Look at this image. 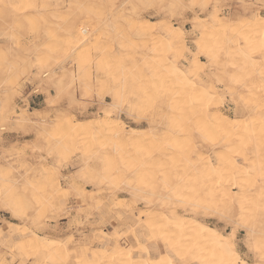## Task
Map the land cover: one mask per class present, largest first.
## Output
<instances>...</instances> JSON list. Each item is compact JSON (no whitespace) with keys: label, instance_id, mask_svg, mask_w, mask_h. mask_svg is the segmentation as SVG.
Here are the masks:
<instances>
[{"label":"rangeland","instance_id":"rangeland-1","mask_svg":"<svg viewBox=\"0 0 264 264\" xmlns=\"http://www.w3.org/2000/svg\"><path fill=\"white\" fill-rule=\"evenodd\" d=\"M263 1L264 0H27V1L21 0L19 4L18 3L19 0L16 1L1 0L2 4L0 3V170L2 171L1 172L2 175L0 174V176L2 177V179H0V264H76L74 260V256L76 255V253H79L83 249L82 247H84V249L87 248L90 252H94L95 254L98 253V251H102V249L104 251L105 249L104 243L107 242V237L101 236V240L104 242L102 245L97 244L94 239V234L99 233V231H102L109 236H113V234H115L118 237V240H120L121 247L125 250L129 249L130 246L131 247L136 246V244H134L133 238L131 239V235H132L131 231H134L133 233L136 232L135 234L137 235H141V238L144 239L145 236L142 235L143 230L138 227L135 218L139 212L147 211L148 209L150 210L152 206H156L159 202L160 197L158 196H160L161 191L158 190V188L157 189L155 188V191L154 190L149 191L148 189H150L149 187L151 186L153 187L155 184L156 187L159 185L160 182L156 179V175L158 174L156 173V170L157 167L161 168L160 166H162V163L161 161L158 160L154 162V160L156 159H152L149 162L150 159H148L147 157H143V155L146 156L145 155L146 151H148L147 150L148 142L150 143L149 148H151L150 146L153 144L158 146L157 142L159 143V145L162 144L158 138L162 136L161 134L164 135L165 132L169 131V129L170 130L173 129V128L171 129L170 127H172L171 121H173L174 119L173 116H175L172 106H170L169 109L168 106L169 104L167 105L163 102V100H161V97L165 93L167 94L166 91L168 89L167 86L170 84L168 83L167 78L169 77V75L173 76V73L170 74L171 72L169 71H167L168 74L166 73V75H163L165 73L164 71H166V70L163 71L164 69L163 65L168 63L172 65L173 63L174 65L178 66L182 72H184L187 65L189 64V61L192 60V57H194L195 55L198 56L199 60L205 66V68L199 73V75L202 76L205 81L209 80V82H207L206 84L211 85L215 90H217L216 92L219 94L218 95L219 98L220 97L222 98V102H223L222 110L225 113V115H227L232 120L242 119L243 117H245L244 111L240 107L234 106V102L230 100V96L228 95V93L223 92L225 89L224 85H226V82H222L220 80L221 73L214 72L213 68L208 69L209 67H208L207 59L203 54L200 55V52L197 49L198 47L196 45H193L195 44V42L197 43L200 40V36H202V35L199 36L200 33L197 29H195L193 22L197 20H203V18L208 19L210 15L213 14L214 10H217L215 12L219 18L225 19L231 16L233 17V19L231 20L232 23H239L242 19H246L251 14L260 13L262 15V13H264ZM26 2L28 4L30 2L29 5H31L34 2L32 4L34 8L32 6L29 8V11L32 13H30L28 10L23 11L22 8L24 5H26ZM19 5H22V7ZM37 7H39V10ZM30 9L32 10L35 9V10L32 11ZM200 9L206 11L203 10L201 11ZM16 10L17 11L21 10V11L17 12ZM218 10H220L221 12L220 11L218 12ZM22 11L23 13L21 14ZM168 12L170 14L171 13L173 14L170 15ZM137 14L139 15L138 16L139 18L136 17ZM208 14L209 17L207 18ZM133 15L135 17H133ZM133 19L136 20L137 23H135ZM31 20L33 22H31ZM145 21L148 23H146ZM15 22L18 24L19 28ZM143 22H145L146 26H150L151 24L149 23H152V25L154 26V28L151 29L152 31L151 30L148 31V33L149 32L150 33L145 36L146 38L144 36H143L144 38L142 36H137L135 34V32L138 31L139 28L138 26H140L139 24ZM154 23H156L157 26ZM29 24L31 25V27L29 26ZM68 26L73 29H80V30L82 29V27H84L85 31L89 32V33L87 32L88 34L87 37L85 33H82L83 35L80 34L81 37L85 36L86 38V41L83 42V44L82 43L80 44L81 48L79 46H77V48L79 49H76V47L71 49L64 47L63 41L65 43H69L67 39L69 40L73 38V36H71V34L68 33L67 30ZM146 26L142 25V27L145 28ZM162 26H164L163 27L164 29L177 28L178 30H180L184 34V41L185 39L187 40L185 41V44L186 47L188 46L187 48L189 53L185 52L184 56H179V52L177 50L178 53V57H177V53H175L176 50L173 49L172 46H169V43H167V41L164 40V37L163 39L161 38L162 34L160 33V30L163 29ZM28 27L30 28L28 29ZM31 28H33L34 32L33 31L31 32L32 30ZM29 31L31 34L29 33ZM33 34L36 35L34 36ZM151 34H152L151 39L153 41H151L150 39ZM32 35L34 36L33 37L34 40L31 37ZM11 36L14 39L16 37H19L21 39L16 38L17 40L15 39L16 40L15 41L14 39H12ZM57 38H59L60 40L57 41ZM157 38L160 39V41L163 40L162 43L164 46H162L161 43H159V40ZM18 39L21 41H19ZM28 40L30 41L33 40L32 44ZM150 41L154 43H151ZM191 41H193L194 43ZM121 42H123L122 44H124V46L121 48L122 50L119 49L120 47L117 46L120 45ZM12 43L14 46H12ZM142 43H144V45ZM28 44L29 47L27 48ZM16 46H18L17 47L18 49L15 48ZM54 46L55 48H53ZM152 46L155 47L153 48ZM46 47L49 49H45ZM168 47L170 49L167 50ZM63 48H66L65 53L67 54H64L63 53L64 51L62 52ZM205 48H203L202 50L210 51L209 50L210 48L207 49ZM148 49L151 54L149 53V51H147ZM11 50H14V52H12ZM164 50L165 51L167 50L165 54H164ZM1 51L3 52L1 53ZM139 53L142 56L139 55ZM173 53L175 54V57L172 56L174 55ZM64 57L67 59H65ZM171 58H175V59L177 58V59L176 61L174 59H173L174 61H172ZM62 59L64 62L62 61ZM143 59L145 62L143 61ZM146 59H152V60L146 61ZM115 60H117V64L116 62L114 63ZM163 60H166L164 64H163ZM168 60L172 63H170ZM133 63L136 67H134ZM145 63L148 69L147 68L144 69V67H146ZM118 64L123 65L120 66V68L122 67L121 71L120 68L119 69L116 68ZM154 64L155 65L158 64L157 66H159V68L158 67H156L157 69L154 68L155 67ZM114 65L117 66L115 67ZM148 65H151L152 67H149ZM125 66H129V67L125 68ZM133 67L135 69H132L133 71H131V68ZM122 69H123V74L124 72L127 71L126 72L127 74L125 73L123 77H121ZM124 69L126 71H124ZM136 69L137 71H135ZM155 69L157 70L158 73L156 71H153ZM158 69L161 70L159 71ZM108 70L109 72L110 70H112V72L108 73ZM146 70L149 71L151 70L150 73L152 72L153 74H158L159 76L148 74L149 71L146 72ZM117 72L119 73L118 78L115 77L117 76ZM106 73H108V75ZM159 73L165 76L163 78L164 82H162L163 86L160 83L162 80L158 83L156 81L157 79L159 80L161 78L160 77L161 75ZM131 74L133 76L132 80L134 79L136 80L138 78L135 82L134 81L131 82V77H130ZM146 75H148V77H146ZM150 75L151 77H149ZM177 75L180 74L175 75L174 73V76ZM138 76L141 77L145 76V77L144 78L142 77V79L140 77L139 79ZM153 76L155 78L156 77L159 78L155 80ZM172 76L171 79L173 81L175 77L172 78ZM214 76L215 78L216 76L220 77V79L219 80L217 78L215 79L213 78ZM112 78H115V81H113L114 79ZM149 78L151 81L154 80L153 82L155 83L151 82ZM116 79H118V81ZM148 80L151 83L148 82ZM168 80L170 81V78ZM188 80H190V78ZM217 80L220 81V83ZM119 81H121L120 85L117 84L119 83ZM136 84L137 86H134ZM121 85L125 86V88L122 87ZM130 85H132V87H136V89L134 88L135 90L131 91ZM158 86L163 87L164 94L161 87H160L161 88L160 91H158ZM175 86L176 85L173 82H171V87H172L171 89H173ZM164 87H166L167 89L165 88L166 89L165 90ZM215 87H217L218 89ZM121 88L124 89L122 90ZM117 89H119V91L122 90L124 93L122 91H121L122 93L117 91ZM114 91L115 93L117 92L118 94L117 97L116 94L115 97H113L114 94H112V92L114 93ZM170 93L171 92H168V94ZM116 102H118V104ZM115 103L117 104V106ZM110 104L111 106L115 104V107L114 106L111 107ZM109 107L111 109L112 108H116V109L115 110L112 109L113 110L112 111L110 110ZM124 107L125 108L127 107L126 108L127 110L129 109L132 110V112H130L129 110L131 115H128L129 113L125 111ZM102 109L104 110L102 111ZM108 110L110 112L112 111L111 117L113 121H116L119 117L118 120L123 121L122 123L124 124L125 128L127 127L126 129L133 128L134 130L140 129V131H143L145 133L146 131L148 133L151 132L155 137V138L152 137L151 140L154 142V139H157V141L154 142L153 144L152 141L150 140H144L138 142V145L136 147L137 152L135 150L137 154H135V152H132L131 154V150L135 148L125 149L126 145L127 147L129 146V144L125 141L124 143H126V145L123 143L124 145L122 144L123 145L122 146L121 143H119L118 145L119 148H118V146H116L117 144L114 143L122 142V140L121 141L113 140L114 143L112 142V140H109L107 142V140L110 138L107 136L108 138L106 139L103 136L104 137L103 139H106L105 144L103 145L100 140L102 139L101 136L104 134L102 135L96 134L95 132H93V130H90V132H88L89 134L86 133L87 136H85V134L81 135V133L79 132H76L77 134L75 132L74 133L72 132L71 134V132L68 131L66 128L65 124L67 123V120L68 121L70 120L73 123H81V124L82 123L84 124L86 123V121H88L86 123L87 125L94 126L95 124H97L98 121H99L98 123L103 121L102 118L104 119V115L108 113ZM104 111L107 113H105ZM101 112L105 114L103 115ZM235 112L237 113L235 114ZM171 114H173L172 117ZM17 116L18 117L20 116L19 119L22 118V120L24 116L26 118L24 117L25 118L24 121L20 122L16 119ZM166 116L169 117L170 120L167 119ZM137 117L139 118L137 119ZM93 118H95L96 123L94 122ZM100 118L102 121L100 120ZM167 120L170 121L171 124L166 122ZM30 125H33L34 128ZM149 129H153L154 132L153 130H149ZM163 130H165V132ZM189 131L190 132L188 133L187 137H190L192 142L188 138H187L188 140H186V137L182 139L178 137L177 138L178 142L180 140H182L180 142L186 140L187 141L185 142L186 145L192 143V145L194 146L197 147L200 146L199 145L200 138L198 137L197 133L192 130ZM96 135H98L99 137ZM81 136H83L84 138ZM96 137H98L99 139L97 141L98 142L100 141L101 148L98 147L99 143L96 141L97 139ZM142 142L144 144H140V145L141 146L146 145L147 146L146 148L140 147L139 143ZM171 143L174 142L171 141ZM171 143L168 144V146L164 144L161 147H163V149L166 148V151L168 152L169 150L170 152L173 150L172 148H174L173 146L171 148L170 146ZM185 143L184 142L180 143V148L182 150H184L189 145H191L189 144L186 147V145H184ZM111 144H113L115 148L111 146ZM120 145L122 146L121 148ZM110 146L111 148H113L112 150L111 148L108 149V147ZM24 147H28V148H24ZM139 147L142 148L141 152L145 151V153L141 154ZM167 147H169L172 150H170L169 148L167 150ZM30 149H32V151ZM83 149H86L84 150L86 152L82 151ZM181 149L180 150L178 149V151H181ZM70 150H71L70 152L71 154L69 153ZM27 151L28 153H26ZM65 151H67L66 154ZM127 151L128 154H130L128 156H127ZM138 152L140 153L139 156H141L140 157L141 159L139 160L138 158L134 157L135 162H137V164H135L133 163L134 159L132 160L129 157L133 158L132 156L135 155L139 157ZM147 153H149V151ZM150 153L151 155L156 156L158 152L153 148L150 151ZM65 155L67 157H65ZM118 155L120 156V158ZM120 159L122 160L123 164L118 161ZM142 159L143 161H141ZM110 160H112L113 166L110 165L111 162ZM144 161L146 162L144 163ZM152 161L154 162V164L152 163V165H150ZM83 162L85 163L83 164ZM141 162H143L144 164L148 163L143 166V167L146 166L144 170L143 167H140L142 168L141 171L143 170L146 171V173H148L147 172L148 170L151 176L153 177L149 178L148 177L149 173L148 175L146 174V176L143 175L145 174V172L142 171L141 173L139 168V165L142 164ZM126 163L127 165L130 164L131 167L130 165L127 166ZM157 164L158 165L160 164V166H158ZM21 166L22 168H20ZM149 166L152 167L148 168ZM153 166H155L154 171H153L154 168ZM9 167L12 169H10ZM42 167L44 168L42 169L43 171L41 170ZM49 167L51 169L53 168L54 170L52 169L51 171ZM83 167H85V170ZM106 167H108L107 169L110 168L107 172H106L107 170ZM116 167L118 168V170ZM81 168L83 169L81 170ZM86 169L90 170V172L89 173L85 172ZM77 170H79L80 172L82 171V173L84 174L83 175L84 178L86 177V180L83 181L75 180L73 183L71 181V178L74 177L76 173H78ZM159 170H157V172ZM101 171H104V173ZM134 171L136 172L134 173V177L136 178H134L132 174ZM105 173H106L105 175L106 177L102 175ZM48 174L50 175V177H48L49 179L46 180L45 177ZM113 174H117V175L114 176ZM139 174H141L142 176H138ZM35 175L38 177H36ZM112 175L115 178L113 180H110V183L112 182V184H110L108 183L109 181L106 182V179L109 180V177L111 178ZM116 177L118 178V180ZM139 177L142 178L140 179ZM132 178L134 179L132 180ZM138 178L139 181H136V179L138 180ZM3 179L6 180L3 181ZM128 180L129 183L127 185L126 182H128ZM132 181H136L138 185L137 183ZM105 182L108 183V185L105 184ZM118 182H122L123 184ZM145 183H147V186H145ZM70 184L77 185L79 187V190H76ZM116 184H118L119 187ZM149 184L150 186L148 187ZM133 185L134 187L137 186L138 188H140V186L141 187L143 186L145 190L143 188H141L140 190L137 187L135 188L139 190L138 192L141 194V196L139 195L137 190H135L134 187H132ZM179 190L180 189H178L177 191ZM78 191L79 192L83 191L87 194L89 193L90 196H93L92 198L94 199V201L91 200L90 198L88 199L87 197L89 196L87 195L86 198L88 200L85 198V202H81V200L78 198ZM179 192H183V190H180ZM91 193L92 194L96 193V194L91 195ZM147 193L151 194V196L147 195ZM113 194H116V197H113L112 196ZM152 194L158 196L155 197ZM131 197L132 199L137 200L134 207L132 206L133 200L131 199ZM115 198H117L118 202L120 201L123 204L122 206H120L121 208L123 207L122 209L113 206L116 203L118 204ZM141 199H144L146 201L149 200L151 202V205L152 204L153 205L148 206L149 204L148 205L145 204L144 200ZM97 201L99 203H97ZM154 201L156 202V205H154L155 204ZM100 204L103 205L104 207H109L110 213L107 214L105 208ZM7 207L9 208L10 211L8 210ZM64 208L67 209V213H68L67 215L64 214ZM116 208L118 211L116 210ZM181 210L183 209H179V214L181 213L182 216L188 217L190 215V217H194L197 219L203 218L200 215L196 217L193 216V214L190 213L187 207L186 209L183 210V212ZM115 212L116 213L120 212L119 214L121 215V217H119L118 220L121 221H117V220L115 221V216H116ZM121 212H125L126 214H122ZM90 213L91 215H89ZM184 213H186L187 215ZM66 216L67 218H65ZM204 221L207 222L209 226L212 225L211 227H214L221 234L230 233V227L225 223H223L222 221L219 222L220 220L214 214H212L209 218H204ZM219 223L222 225H220ZM8 225L10 226L8 227ZM22 230L25 231V233L28 234V236L29 234L30 235L36 234L38 236H43V238H45L48 241L49 240L50 241L53 240L52 242L58 241L56 244L62 245V246L61 245L58 246L61 247L59 254H61V252L64 251L62 252V254L66 253L64 255L65 257L63 258L62 254L59 255L57 253L59 256H62V260L61 257H57V254L56 256L53 257L43 258V253L41 251H40L41 253L38 255L33 253L36 256L31 257L32 252L22 248L23 245L22 243L24 242L23 237L21 238L20 236V232ZM71 237L73 238V240ZM69 239L72 241H70ZM242 240H244V234L240 232L239 236L237 237V242L239 247L238 251L241 254V256L245 255L243 257L246 258L247 249L245 248L244 242ZM16 242L17 243L19 242L20 244H15ZM15 245L21 247L22 249L21 250L20 248L19 250L18 248L16 249ZM143 245L139 247H149L146 242ZM5 247H8L9 251L12 250L14 252L10 251L11 252L10 253L8 251V248L6 249ZM64 247H66L65 248L66 250L64 249ZM14 248L16 249V251ZM94 248H96L98 251L96 249L94 250ZM26 251L28 253L29 252L31 253L28 254ZM67 251H69L68 252L69 254L72 251V253L70 254L71 256L67 253ZM67 254L69 255V257H67L68 256ZM65 258H67V261L64 260ZM155 258L157 257L154 256L152 259L154 260ZM172 258L175 259L174 257ZM134 259L136 260L139 259L141 264H144L143 256H139L138 253L134 254ZM247 259H249L247 260V262H249L250 258L248 256ZM64 261L67 263H64ZM175 261L178 260L175 259ZM84 263L92 264L91 262H84ZM100 264H104V262Z\"/></svg>","mask_w":264,"mask_h":264},{"label":"bare ground","instance_id":"bare-ground-1","mask_svg":"<svg viewBox=\"0 0 264 264\" xmlns=\"http://www.w3.org/2000/svg\"><path fill=\"white\" fill-rule=\"evenodd\" d=\"M14 1H16V0H14ZM25 1H27V0H25ZM20 2H21V0H19L18 3L20 4ZM127 2H129V1H127ZM239 2H241V1H239ZM0 3H1V0H0ZM27 4L28 3L26 2V5L23 6V8H22L23 11L24 10L29 11V8L31 6L33 7L32 4L29 5L30 2L28 5ZM19 6L22 7V5H19ZM34 6H35V4H34ZM37 8L39 10V7H37ZM19 9H21V8H19ZM30 10H32V9H30ZM33 10H35V9H33ZM38 10H37V12H38ZM200 10H199V12H200ZM18 11L20 12L21 10H18ZM23 11L21 12V14L23 13ZM182 11H183V9H182ZM203 11H206V10H203ZM215 11H217V10H214L213 14L210 15V17H209L210 13L208 14V16H207V18L209 17L208 19L203 18V20H197V21L193 22L195 29H197L200 33V34L198 33L199 36L202 35V36H200V40L197 43L195 42V44H193V45H196L198 47L197 49L199 50L200 55L203 54L205 56V58L207 59V63H208V67H209L208 69L213 68L214 72H216V73L220 72L221 73L220 74L221 79H220V77H217V76H216V78L218 80L220 79L222 82H226V85H224L225 89L223 92L228 93V95L230 96V100L232 102H234V106L240 107L244 111L245 117H243L240 120H232L227 115H225V113L222 110V105H223L222 98L221 97L219 98V96H218L219 94L216 92L217 90H215L211 85H207L206 83L209 82V80L205 81L203 79V77L199 75V73L205 68V66L199 60L198 56L195 55L194 57H192V60L189 61V64L187 65V67L184 71L185 73L182 72L178 66L174 65L169 60L168 61L170 63H172V65H170L169 63H168L169 65L164 64V62L166 60H163V64H164L163 65V68H164L163 71L166 70V71H164L165 73L163 72L164 73L163 75H166L167 71H169V72H171L170 74L173 73V76L172 75L171 76H172V78L175 77V79L172 81L170 75L167 78L168 83H170L168 86L166 85L168 87V89L170 88L169 91L166 87H164V89L165 88L167 89V90L165 89L167 91V94L166 93L164 94L163 87H161V86H158V91H160V89L162 88L164 95L161 97V100H163V102L165 104H167V105L169 104L168 105L169 109H170V106H172V109L175 113V116H173V114H171V117L173 116V118H174L173 121H171L172 124L170 123V121H168V120L166 121V122L171 124L172 127H170V128L171 129L173 128V129L172 130L169 129V131H167V132H165V130H163L165 132L164 135L161 134L162 136H160V138H158L159 141L162 143L161 145H159L158 142H157L158 146L153 144L154 142L157 141V139H154V142L151 140V138L154 137V135L150 131H149L150 133H148L147 131L145 133L143 131H140V129L139 130H136V129L134 130L133 128L132 129H126L127 127L125 128L124 124L122 123L123 121L118 120L119 117L116 121H113L112 117H111V113L116 108H112L113 109L112 110L109 107L110 110H112V111L110 112L108 110V113L104 111L107 114L101 112L103 115L105 114L104 119L101 117L103 121L100 118V120L102 122L98 123L99 122L98 121L97 124H95L94 126L87 125L86 123L88 121H86V123H84V124L83 123L81 124V123H73L72 121L67 120V123L65 125H66L67 130L70 131L71 134H72V132L73 133L79 132V133H81V135L85 134V136H87L86 133L90 132V130H93V132H95L96 134H99V135L104 134L101 136L102 139L104 137L106 139L109 137L110 139H108L107 142L109 140H112V142H113V140L114 141L115 140H117V141L122 140V142H117V143L113 142L114 144H117L116 146H118L119 143H121V145H122L124 143V141L127 142L129 144V146L127 147L126 143H124L126 145L125 149L135 148V149H133L134 151L131 150V154H132V152H135V150L137 152L136 147L138 145V142H141L144 140H150V141H152L153 145H151L150 146L151 148H149L150 143L147 141L148 142L147 150L149 151V153H147L148 151H146V154H145L146 156L143 155V157H147L148 159H150L149 162L152 159H156V160H154V162L158 160V161H161V163H162V166H160V164L159 165L157 164L161 168L157 167V170L160 169L158 172L156 170V173H158L156 175V179L160 182L159 185L157 187H156V184L153 187L152 186L149 187L150 184L148 185V187L150 188V189H148L149 191H151V190L155 191V188L156 189L158 188V190L161 191L160 196L156 195V196L160 197L159 202L157 201L158 204L156 205V202L154 201L155 202L154 205H156V206H152L153 204L151 205V202L149 201L150 197H149L148 201L141 199V200H144L145 204H147V205L149 204L148 206L151 205L152 208H150V210L148 209L147 211H143V212L140 210L141 212H139L135 218L136 223L138 224V227L143 230L142 235H144L145 238L142 239L141 235H137V234H135L136 232L133 233L134 231H131V233H132L131 239L133 238L134 244H136V246H134V247L130 246L131 248L129 247V249L125 250L121 247L120 240H118V237L115 234H113V236H109V235L105 234L104 232L99 231V233L94 234V239H95L97 244L102 245L104 242L101 240V236L107 237V242L104 243L105 244L104 251H103V249H102V251H98L96 249L97 248L96 247V248H94V250L96 249L98 251V253L99 252H101V253L95 254L94 252H90L87 248L84 249V247H82L83 249L79 253H76V255L74 256V260H75L76 264H80V263L82 264L84 262H91L92 264L93 263L94 264H100L103 262H104V264L105 263L106 264H130V262H135V264H141L139 259H137V260L134 259V254L138 253L139 256H141L142 254L148 255L147 247H139V246L143 245L145 242L146 243L153 242V243L157 244L161 249V254L159 257L155 258L154 260L150 257L144 258V264H157V262H163V264H168V261H175V259H177L179 261L178 264H236L237 260L241 261L242 264H264V74H262V73H264V15H261L260 13H254V14H251L246 19L241 18L242 20L239 23H232L231 20L233 19V17L230 16L228 18L221 19L217 16ZM219 11L220 10H218V12ZM180 12H181V9H180ZM30 13H32V12H30ZM171 14H173V13H171ZM16 15H18V14H16ZM186 15H187V13H186ZM37 16H39V15H37ZM138 16L139 15L137 14L136 17H138ZM222 16H223V14H222ZM133 17H135V16L133 15ZM21 18H22V16H21ZM135 19H137V18H135ZM133 20H132V22H133ZM31 22H33V21L31 20ZM134 22L137 23L136 20H134ZM145 22L139 24L140 26H138L139 27L138 31L135 32V34L137 36H142V37L144 36L145 37L147 34L150 33V32L148 33V31L154 28L152 23H149V24H151L150 26H146ZM28 23H30V22H28ZM146 23H148V22H146ZM154 24L156 25V23H154ZM163 24H164V22H163ZM185 24H188V23H185ZM80 25H82V24H80ZM142 25L146 26V28L142 27ZM17 26H18V24H17ZM29 26L31 27L30 24H29ZM15 27H16V25H15ZM30 27H28V29ZM163 27L164 26H162V28ZM18 28H19V26H18ZM31 29H30L31 32L32 31L34 32L33 28H31ZM82 29H84V27H82ZM82 29L81 30L80 29H73V28L68 26L67 27L68 33H70L71 36H73V38L69 39V40L67 39V41H69V43H65L61 39L63 41L64 47H67L70 49L76 47V49H79V48H77V46L80 47V44L81 43L83 44V42L86 41L85 36L81 37V35H83L82 33L87 34V32H88V31L86 32L85 29L84 30H82ZM94 32H95V29H94ZM29 33H30V31H29ZM160 33L162 34L161 38L163 39V37H164V40L167 41V43H169V46H172L173 49L176 50L175 53H177V50H178L179 56H184L185 52L189 53L188 48H187L188 46L186 47V44H185V41H187V40L185 39V41H184V34L180 30H178L177 28H166V29L163 28L160 30ZM33 35L35 36L36 34H33ZM33 35L31 37L34 40ZM87 35H86V37H87ZM25 37H27V36H25ZM151 37H152V34L150 36V39H151ZM16 38H19V37H16ZM59 38H61V37H59ZM59 38H57V41L60 40ZM12 39H14V38L12 37ZM19 39H21V38H19ZM33 40L32 41L28 40V41H30L32 44ZM158 40H159V43H161V45L164 46L162 43L163 40L162 41H160V39H158ZM19 41H21V40H19ZM151 41H153V40L151 39ZM54 42H55V40H54ZM143 42H145V41H143ZM191 42H193V41H191ZM122 43L123 42H121L120 45H117L118 47H120L119 49H121L124 46V44H122ZM151 43H154V42H151ZM29 44H28L27 48L29 47ZM142 44L144 45V43H142ZM126 45H127V42H126ZM12 46H14L13 43H12ZM17 47L18 46H16L15 48H17ZM144 47H146V46H144ZM152 47L154 48L155 46H152ZM53 48H55V46ZM203 48H205V49L210 48L209 49L210 51H203L202 50ZM45 49H49V48L46 47ZM124 49H125V47H124ZM168 49H170V48L168 47L167 50ZM3 51H1V53ZM11 51L14 52V50H11ZM19 51H22V50H19ZM147 51H149V49ZM166 51L164 50V54ZM50 52H52V51H50ZM62 52L64 54H67V53H65L66 48H63ZM149 53H150V51H149ZM152 54H153V52H152ZM139 55H141V54L139 53ZM172 56L175 57V54ZM61 57H62V55H61ZM177 57H178V53H177ZM130 58H131V56H130ZM65 59H67V58H65ZM115 59H116V57H115ZM163 59H165V58H163ZM171 59H172V61H174V60L176 61L177 58L176 59L171 58ZM182 59H183V57H182ZM147 60L151 61L152 59H146V61ZM60 61H61V59H60ZM62 61H63V59H62ZM143 61H144V59H143ZM115 62L117 64V60H115L114 63ZM181 62H182V60H181ZM45 63H46V61H45ZM122 63H125V62H122ZM119 64H118V66L117 65H114V66L115 67L117 66L116 68L119 69L120 66H123V65H119ZM64 65H65V63H64ZM133 65H134V63H133ZM157 65L154 64V66H155L154 68H156V67L159 68V66H157ZM54 66H55V64H54ZM129 66H125V68L129 67ZM145 66H146V63H145ZM148 66L152 67L153 64H152V66L151 65H148ZM134 67H136V66L134 65ZM134 67L131 68V71H133L132 69H135ZM121 68H120V71H121ZM145 68L148 69L147 66L144 67V69ZM156 69L153 71L157 72ZM112 70H114V69H112ZM112 70H110V72L108 70V73H111ZM158 70L160 71L161 69H158ZM124 71H126V70L124 69ZM135 71H137V69ZM147 71H149V70H146V72ZM150 71L148 74L159 76L158 74H153L152 72L150 73ZM126 72H124V74H123V69H122L121 77H123ZM108 73H106V74L108 75ZM134 73H136V72H134ZM174 73H175V75L176 74H180V75L174 76ZM128 74H130V73H128ZM118 75H119V73L117 72V76H115V77L118 78L119 77ZM151 75L149 77H151ZM160 75H161L160 76L161 78L159 80L157 79L159 77H156V78L154 76L153 77L155 78V80L157 79L156 80L157 83L162 80L160 83L163 86L162 82H164L163 78L165 76H163L162 74H160ZM130 77H131V82H133V81L135 82L138 79L137 78L136 80L135 79L132 80V78H133L132 74ZM134 77H136V76H134ZM138 77L140 79L141 76H138ZM142 77H141V79H142ZM146 77H148V75H146ZM154 78H151V79H154ZM169 78H170V81L168 80ZM189 78L191 81L188 80ZM192 78H193V80H192ZM213 78H215V76ZM112 79H114L113 81H115V78H112ZM116 80L118 81V79H116ZM149 80H150V78H149ZM149 80H148V82L151 81V80L150 81ZM123 81H124V78H123ZM138 81H140V80H138ZM153 81L154 80H152L151 82H153ZM120 82L121 81H119V83H117V84L120 85ZM171 82H173L177 86V87L175 86L173 88L175 90L171 89L172 88ZM218 82L220 83V81H218ZM153 83H155V82H153ZM123 85H121V86L125 88V86H123ZM132 85H130L131 91L132 90L134 91L136 89V87H132ZM157 85H159V84H157ZM134 86H137V84ZM172 86H174V85H172ZM126 87H128V86H126ZM215 88H217V87H215ZM115 91H116V89H115ZM115 91H114V93L112 92V94H114L113 97H115V94H116V97L118 95L117 92L115 93ZM117 91H119V89H117ZM121 91H119V92H121ZM168 92H171V93L168 94ZM129 93H130V90H129ZM121 95H123V94H121ZM156 95H157V93H156ZM157 98H158V96H157ZM102 102H103V100H102ZM5 103H6V101H5ZM116 103L118 104V102H116ZM115 104L113 105L114 107H115ZM117 104H116V106H117ZM110 106H111V104H110ZM113 106H111V107H113ZM127 107H128V105H127ZM109 108H107V109H109ZM126 108H125V111H127L129 113L128 115H131L130 112H132V110L129 109L130 110V112H129V110H127ZM152 109H153V106H152ZM103 110L104 109H102V111ZM171 111H170V113H171ZM117 113H118V111H117ZM236 113L237 112H235V114ZM95 115H97V114H95ZM150 115H149V118H150ZM112 116H115V115H112ZM164 116H165V113H164ZM19 117L17 116L16 119L20 122L24 121V119L26 118L24 116L25 118L23 117V120H22V118H20L21 119L20 120ZM238 117H240V116H238ZM138 118L139 117H137V119ZM160 118H161V116H160ZM120 119H121V117H120ZM167 119H169V117H167ZM93 120L95 122V118H93ZM28 122H30V121H28ZM33 125H30V126L33 127ZM166 127H167V125H166ZM153 129H154V127H153ZM153 129H149V130H153ZM164 129H166V128H164ZM189 130L195 131L197 133L198 137L200 138L199 139L200 144L198 143L200 146H198V147L194 146V145H192V143H189V141H188V143L191 145H189V144H188L189 146L186 145V143H185V142H187L186 140L190 139V137H187L188 133L190 132ZM153 132H154V130H153ZM75 136H77V135H75ZM96 136H98V135H96ZM81 137H83V136H81ZM98 137H96L97 138L96 141L99 140ZM156 137H159V136H156ZM178 137L180 139L186 137V140L183 141L185 143L184 145H186V147L188 146L187 148H185L186 150L185 149L182 150L180 148V143H183V142H180V141H182L180 139H179L180 141L178 142V140H177ZM45 139H46V137H45ZM102 139L100 141L104 145L106 139H103V140ZM83 140H85V139H83ZM86 141H88V140H86ZM100 141L99 142L97 141L99 143V144L97 143L99 145L98 146L99 148H101L100 147L101 146ZM171 141L174 143H171ZM191 142H192V140H191ZM34 143H32V144H34ZM170 143H171V145H170L171 148H172V146L174 147V148H172L173 150L169 148L170 146L167 147V150H168V148L170 150H172L170 152H169V150L167 152L166 148L163 149V147H161L164 144H166V146H168V144H170ZM140 144H144V143L142 142V143H139V145ZM85 145H87V144H85ZM121 145H120V148L123 146V145L122 146ZM111 146L114 147L113 144H111ZM111 146L108 147V149H110ZM147 146L146 145L145 146L140 145V147H144V148H146ZM90 147H91V145H90ZM24 148H28V147H24ZM118 148H119V146H118ZM153 148L155 150H157V152H158L157 154L155 153L156 156L151 155V153H150V151ZM200 148H201V150H200ZM86 149H83L82 151H84ZM112 149L113 148H111V150ZM116 149H117V147H116ZM141 149L142 148H140V152L142 151ZM178 149L179 150L181 149V151H178ZM30 150L32 151V149H30ZM67 150H69V149H67ZM66 152L67 151H65V154H66ZM70 152H71V150L69 151V153ZM84 152H86V151H84ZM136 152H135V154H137ZM26 153H28V151ZM142 153H145V151L141 152V154ZM139 154L140 153L138 152V156H139ZM128 155H130V154H128V151H127V156ZM65 157H67V156L65 155ZM132 157L133 158H131V157H129V158L132 160L134 159V157L138 158L139 160L141 159L140 158L141 156L137 157V155L132 156ZM119 158H120V156H119ZM109 159H110V157H109ZM120 160H118V161L120 163H122V160L121 161ZM106 161H108V160H106ZM110 161L112 162V160H110ZM113 161H114V159H113ZM133 161H134L133 163L137 164V162H135V159ZM141 161H143V159ZM111 162H110V165L113 166V162L112 163ZM145 162L146 161H144V163ZM154 162L152 161L150 165H152V163L154 164ZM26 163H27V161H26ZM84 163L85 162H83V164ZM141 163L142 164L139 165V168L148 164V163L144 164L143 162H141ZM126 165H127V163H126ZM129 165L130 164H128L127 166H129ZM155 165H156V163H155ZM18 166H19V164H18ZM40 166H42V165H40ZM91 167H94V166H91ZM130 167H131V165H130ZM150 167H152V166H149L148 168H150ZM153 167H154L153 168V171H154L155 166H153ZM20 168H22V166ZM83 168L85 170V167H83ZM83 168H81V170ZM99 168H97V169H99ZM107 168L108 167H106V169ZM145 168H146V166L143 167V170ZM10 169H12V168H10ZM10 169H8V170H10ZM42 169H44V168L42 167L41 170ZM49 169L52 171L53 168L51 169L49 167ZM109 169H107L106 172ZM141 169L142 168H140V171H141ZM46 170H47V168H46ZM117 170H118V168H117ZM130 170H131V168H130ZM137 170H138V168H137ZM4 171H6V170H4ZM142 171H141V173H142ZM1 172L2 171L0 170V174H1ZM77 172L78 173H76L75 176L71 178V181L73 183L75 180H80V181L86 180V177L84 178V176H83L84 174L82 173V171L80 172L79 170H77ZM85 172L89 173L90 170L86 169ZM101 172L104 173V171H101ZM143 172H145V174H143L144 176H146V174L148 175V173H149L148 170H147L148 173H146V171H143ZM44 173H46V172H44ZM134 173H136V172L134 171L132 173L133 177H134ZM137 173H139V172H137ZM132 174H130V175H132ZM154 174H155V172H154ZM48 175L45 177L46 180H48L49 179L48 177H50V175L49 176ZM102 175L105 176L106 173L102 174ZM113 175L116 176L117 174H113ZM113 175L111 176L112 179L109 177V180L106 179V182L109 181L108 183H110V180H113L115 178ZM138 176H142V175L139 174ZM36 177H38V176H36ZM41 177H43V176H41ZM93 177H96V176H93ZM148 177L150 178L153 176H151V174L149 173ZM154 177H155V175H154ZM134 178H136V177H134ZM134 178H132V180ZM139 178H138V180L136 179V181H139ZM0 179H2L1 176H0ZM88 179H91V178H88ZM152 179H154V178H152ZM5 180L3 179V181H5ZM117 180H118V178H117ZM136 181H132V182L137 183ZM106 182H105V184L108 185V183H106ZM144 182H141V183H144ZM116 183H117V181H116ZM118 183H122V182H118ZM128 183H129V180H128V182H126V184L128 185ZM130 183H131V181H130ZM147 183H148V181H147ZM147 183H145V186H147ZM110 184H112V182ZM70 185H72V184H70ZM116 185L118 186V184H116ZM137 185H138V183H137ZM152 185H153V183H152ZM57 186H59V185H57ZM72 187H74L76 190H79V187L77 185H72ZM126 187H128V186H126ZM132 187H134V185ZM136 187L137 186H135L134 189ZM141 188H143V186L142 187L140 186V188H138V189L140 190ZM143 189H142V191H143ZM178 189L183 190V192H179L180 190L177 191ZM132 190H133V188H132ZM135 190H137V189H135ZM139 190H137V192ZM174 190H176V191H174ZM83 191H80V192L78 191V198L81 200V202H85V198L87 195L89 196V197H87L88 199L90 198L91 200L94 201V199L92 198L93 196H90L89 193L87 194ZM97 191H98V189H97ZM99 191H102V190H99ZM93 194L95 195L96 193H93ZM93 194L91 193V195H93ZM144 194H146V193H144ZM1 195H2V193H1ZM139 195L141 196L140 193H139ZM147 195L151 196V194H149V193H147ZM112 196L116 197V194H113ZM153 196H155V195H153ZM133 197H135V196H133ZM146 197H148V196H146ZM115 199L117 200V198H115ZM131 199H132V197H131ZM132 200H133L132 206L134 207L137 200L136 199H132ZM156 200H158V199H156ZM117 202H118V200H117ZM97 203H99V202L97 201ZM122 205L123 204L119 201L118 204L116 203L113 206H115L117 208H121L120 206H122ZM101 206H103V205H101ZM67 207H69V206H67ZM115 207H114V209H115ZM186 207L188 208L190 213L193 214V216L196 217V216L200 215L203 218L197 219L194 217H190V215H189L190 213L188 214L189 215L188 217L182 216L181 213L179 214V209L184 210V209H186ZM83 208H86V207H83ZM87 208H88V206H87ZM104 208L107 211V214L110 213L109 207H104ZM117 208H116V210H117ZM8 210H9V208H8ZM183 210H181V211L183 212ZM122 211H124V210H122ZM119 213H116L115 221L116 220L121 221V220H118V218L121 217V215ZM121 213L126 214L125 212H121ZM186 213H188V212H186ZM186 213H184V214H186ZM64 214L65 215L68 214L67 209H65V208H64ZM212 214L216 215V217L220 220L219 222L222 221L223 223H225L226 225H228L230 227V233L221 234L214 227H211L212 225L209 226L207 224V222L204 221V218H209ZM89 215H91V213ZM112 215H114V214H112ZM130 216H132V215H130ZM107 217H109V216H107ZM65 218H67V216ZM126 218H127V216H126ZM18 219H20V218H18ZM220 225H222V224H220ZM9 226L10 225H8V227ZM116 231H117V229H116ZM240 232H242L244 234V240H242V241L244 242L245 248L247 249L246 255L250 258L249 262H247V260H249V259H247V256H246V258H244L243 256H245V255L241 256V254L238 251L239 247H238L237 237L239 236ZM117 233H118V231H117ZM31 234H32V232H31ZM20 236H21V238L23 237V241H24V242L22 241L23 242L22 248L26 249L28 251H31L32 253L29 252V253H31V257L36 256V255L40 254L41 252L43 253V258L53 257V256H56L57 253L59 254L61 247H58V246H60L61 244L57 245L56 243L58 241L57 242L54 241L55 242L54 243V242H52L53 240L48 241L45 238H43V236H38L36 234H32V235L29 234V236H28V234H26L25 231H23V230L20 232ZM72 240H73V238H72ZM72 240H70V241H72ZM19 242L18 243L16 242L15 244H20ZM70 244H71V242H70ZM73 244H74V242H73ZM55 245H57V246H55ZM68 245H69V243H68ZM2 246H3V244H2ZM87 247H89V246H87ZM5 248L7 249L8 247H5ZM17 248H18V250H19V248H20V250L22 249L19 246H16V249ZM65 248L66 247H64V249ZM76 248H77V246H76ZM79 248H81V247H79ZM16 249H15V251H16ZM8 251H9V248H8ZM10 251H12V250H10ZM12 252H14V251H12ZM62 252H64V251H62ZM62 252H61V254H62ZM68 252L69 251H67V253ZM33 253L36 255H34ZM71 253H72V251H71ZM58 254H57V257H61V260H62V256L64 258L65 257L64 255L66 253H63L62 256H59L61 254H59V255ZM69 255L67 257H69ZM29 257H30V255H29ZM172 257H174L175 259H173ZM64 260L67 261V258H65ZM64 263H67V262L64 261ZM84 264H86V263H84Z\"/></svg>","mask_w":264,"mask_h":264},{"label":"crops","instance_id":"crops-1","mask_svg":"<svg viewBox=\"0 0 264 264\" xmlns=\"http://www.w3.org/2000/svg\"><path fill=\"white\" fill-rule=\"evenodd\" d=\"M149 247H147V251H148V255L146 254H142L141 256H143V258H147V257H150V258H153L154 256L155 257H159L160 254H161V249L160 247L153 243V242H150V243H147Z\"/></svg>","mask_w":264,"mask_h":264},{"label":"snow or ice","instance_id":"snow-or-ice-1","mask_svg":"<svg viewBox=\"0 0 264 264\" xmlns=\"http://www.w3.org/2000/svg\"><path fill=\"white\" fill-rule=\"evenodd\" d=\"M262 15H264V13H262ZM85 35H87V34L85 33ZM262 74H264V73H262ZM130 264H135V262H130ZM157 264H163V262H157ZM168 264H178V261H168ZM236 264H242V262L237 260Z\"/></svg>","mask_w":264,"mask_h":264}]
</instances>
